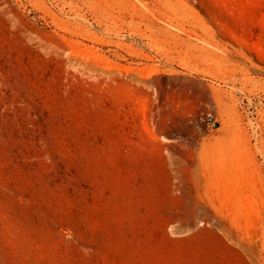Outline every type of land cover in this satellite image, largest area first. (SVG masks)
I'll return each mask as SVG.
<instances>
[{"label": "rangeland", "instance_id": "374dc122", "mask_svg": "<svg viewBox=\"0 0 264 264\" xmlns=\"http://www.w3.org/2000/svg\"><path fill=\"white\" fill-rule=\"evenodd\" d=\"M0 264H264V0H0Z\"/></svg>", "mask_w": 264, "mask_h": 264}, {"label": "built area", "instance_id": "2783aa9c", "mask_svg": "<svg viewBox=\"0 0 264 264\" xmlns=\"http://www.w3.org/2000/svg\"><path fill=\"white\" fill-rule=\"evenodd\" d=\"M213 125H214V123H213Z\"/></svg>", "mask_w": 264, "mask_h": 264}]
</instances>
